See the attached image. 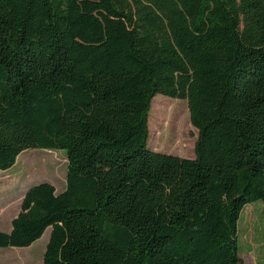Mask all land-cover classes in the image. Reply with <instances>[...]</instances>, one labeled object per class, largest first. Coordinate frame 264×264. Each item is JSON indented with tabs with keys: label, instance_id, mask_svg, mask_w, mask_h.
Wrapping results in <instances>:
<instances>
[{
	"label": "trees",
	"instance_id": "trees-1",
	"mask_svg": "<svg viewBox=\"0 0 264 264\" xmlns=\"http://www.w3.org/2000/svg\"><path fill=\"white\" fill-rule=\"evenodd\" d=\"M186 100L195 158L148 148L158 96ZM165 137L187 145L188 112ZM64 151L66 189L24 195L0 248L51 229L42 264H242L264 204V0H0V171Z\"/></svg>",
	"mask_w": 264,
	"mask_h": 264
},
{
	"label": "rangeland",
	"instance_id": "rangeland-1",
	"mask_svg": "<svg viewBox=\"0 0 264 264\" xmlns=\"http://www.w3.org/2000/svg\"><path fill=\"white\" fill-rule=\"evenodd\" d=\"M181 106L189 115L187 145L171 150L164 134L168 123V110ZM198 130L190 121L188 102L161 95L156 96L149 116L150 150L178 156L195 158ZM68 159L64 151L29 150L20 155L16 165L8 171H0V231L10 232L12 220L19 214L25 193L32 186L48 182L58 193L67 185ZM51 229L29 248H0V264H42ZM239 256L242 264H264V204H249L239 221Z\"/></svg>",
	"mask_w": 264,
	"mask_h": 264
}]
</instances>
